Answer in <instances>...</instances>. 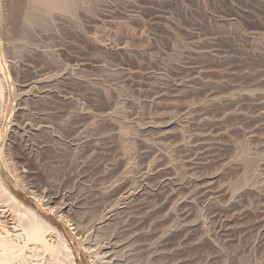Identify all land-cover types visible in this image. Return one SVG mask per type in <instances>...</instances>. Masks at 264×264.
<instances>
[{
  "label": "rangeland",
  "instance_id": "1",
  "mask_svg": "<svg viewBox=\"0 0 264 264\" xmlns=\"http://www.w3.org/2000/svg\"><path fill=\"white\" fill-rule=\"evenodd\" d=\"M56 1L0 0L5 209L77 264H264V0Z\"/></svg>",
  "mask_w": 264,
  "mask_h": 264
},
{
  "label": "bare ground",
  "instance_id": "2",
  "mask_svg": "<svg viewBox=\"0 0 264 264\" xmlns=\"http://www.w3.org/2000/svg\"><path fill=\"white\" fill-rule=\"evenodd\" d=\"M47 1L50 0H41L44 5L47 6L48 4L49 6H52L51 2L54 1H51L50 3H47ZM0 87L2 88V86ZM0 91L2 92L3 89ZM6 207H10L11 209L18 208V202L14 200V197H12V195L8 193L6 189L1 188L0 264H40V261L37 260L40 256V252L42 255L44 252H47L51 255L52 260L56 259L59 261L58 264H65L64 262L66 260H63V262L60 259V250L67 254V260L70 261L69 264H77L67 243L61 242L62 245L59 248L53 247L52 245H49L48 242H46L45 235L48 233L47 231H49V226L46 224L47 222H44L40 217L35 216L34 214L28 215V211L25 212L23 209L22 211H18V215H11L10 210L8 211L5 209ZM55 263V261L54 263L51 261V264Z\"/></svg>",
  "mask_w": 264,
  "mask_h": 264
}]
</instances>
